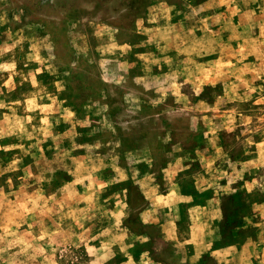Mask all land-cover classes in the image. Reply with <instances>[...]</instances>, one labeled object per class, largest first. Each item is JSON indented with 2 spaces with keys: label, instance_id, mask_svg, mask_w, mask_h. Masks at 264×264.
<instances>
[{
  "label": "rangeland",
  "instance_id": "1",
  "mask_svg": "<svg viewBox=\"0 0 264 264\" xmlns=\"http://www.w3.org/2000/svg\"><path fill=\"white\" fill-rule=\"evenodd\" d=\"M0 264H264V0H0Z\"/></svg>",
  "mask_w": 264,
  "mask_h": 264
}]
</instances>
